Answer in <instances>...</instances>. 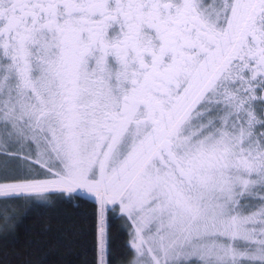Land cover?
I'll list each match as a JSON object with an SVG mask.
<instances>
[{
	"label": "snow or ice",
	"instance_id": "6c2138e0",
	"mask_svg": "<svg viewBox=\"0 0 264 264\" xmlns=\"http://www.w3.org/2000/svg\"><path fill=\"white\" fill-rule=\"evenodd\" d=\"M76 202L91 264H264V0H0V242Z\"/></svg>",
	"mask_w": 264,
	"mask_h": 264
},
{
	"label": "trees",
	"instance_id": "16d2710c",
	"mask_svg": "<svg viewBox=\"0 0 264 264\" xmlns=\"http://www.w3.org/2000/svg\"><path fill=\"white\" fill-rule=\"evenodd\" d=\"M79 206L59 204L53 208H37L22 217L14 237L0 242V264H91L93 251L90 228V203ZM2 226V222H0ZM0 233V238H2ZM114 241L113 264H122L128 256L123 247L127 236L122 221L112 220Z\"/></svg>",
	"mask_w": 264,
	"mask_h": 264
}]
</instances>
